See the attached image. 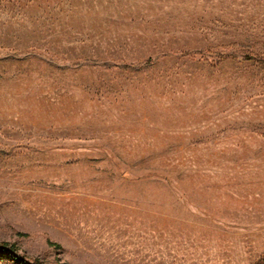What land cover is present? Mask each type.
I'll list each match as a JSON object with an SVG mask.
<instances>
[{
	"label": "rangeland",
	"instance_id": "rangeland-1",
	"mask_svg": "<svg viewBox=\"0 0 264 264\" xmlns=\"http://www.w3.org/2000/svg\"><path fill=\"white\" fill-rule=\"evenodd\" d=\"M0 243L264 264V0H0Z\"/></svg>",
	"mask_w": 264,
	"mask_h": 264
},
{
	"label": "trees",
	"instance_id": "trees-1",
	"mask_svg": "<svg viewBox=\"0 0 264 264\" xmlns=\"http://www.w3.org/2000/svg\"><path fill=\"white\" fill-rule=\"evenodd\" d=\"M2 257L10 258L18 264H36L18 255L15 248L13 246H10L8 243H0V258Z\"/></svg>",
	"mask_w": 264,
	"mask_h": 264
}]
</instances>
